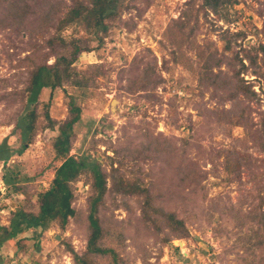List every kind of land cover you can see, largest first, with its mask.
Instances as JSON below:
<instances>
[{"label": "rangeland", "instance_id": "obj_1", "mask_svg": "<svg viewBox=\"0 0 264 264\" xmlns=\"http://www.w3.org/2000/svg\"><path fill=\"white\" fill-rule=\"evenodd\" d=\"M10 1L0 0V13ZM46 1L54 2L30 1L22 27L0 23V93L24 85L27 70L19 60L33 52L34 41L43 43L55 31L56 18L48 31L37 30L44 24ZM202 2L122 0L123 9L107 20L110 28L102 40L82 26L66 28L62 33L68 39L89 38L92 50L82 52L75 64L97 75L87 89L44 87L40 94L39 112L47 106L53 119L66 118L69 94L82 106L71 154L96 158L109 168V156L116 149L126 151L123 170L143 180L125 198L107 195L105 214L115 236L106 242L124 259L120 264H264V229L256 220L264 213V153L252 139L264 116V52L253 70H244L240 79L235 75L240 57L251 66L243 48L264 45V0H234L221 14H206ZM236 32L242 33L239 39ZM35 48L36 54L48 50ZM54 59L49 56L48 63ZM101 64L99 72L95 66ZM241 81L252 84L258 95L250 98L236 91ZM7 103L0 102V142L19 145L13 131L25 103L19 97L13 105ZM241 111L247 116L241 117ZM46 122L41 115L35 139L7 161L16 167L19 183L34 195V210L36 194L50 186L60 164L52 144L58 130L43 127ZM235 149L250 158L239 175L225 151ZM4 171L0 160V181ZM147 186L158 205L184 219L187 238L161 243L142 221L138 200ZM74 187L76 218L65 228H29L11 238L0 250L4 264H85L67 244L78 254L86 246V176ZM4 191L0 225H8L26 204L25 195L11 188ZM97 264L113 263L97 258Z\"/></svg>", "mask_w": 264, "mask_h": 264}, {"label": "trees", "instance_id": "obj_2", "mask_svg": "<svg viewBox=\"0 0 264 264\" xmlns=\"http://www.w3.org/2000/svg\"><path fill=\"white\" fill-rule=\"evenodd\" d=\"M30 1L36 4V0L10 1L7 8L2 10L3 14L0 13V23L7 21V24L17 28L24 26L25 14L32 8ZM233 1L203 0L201 7L206 14L209 10L221 14ZM37 4L39 5V2ZM45 4L47 6L43 11L44 24H38L37 30L48 31L52 20L56 18V22L52 25L55 31L45 38L43 43L34 41L31 46L33 52L19 60V66L27 70L24 85L21 88H4V91L0 93V102L7 100V104L13 105L15 99L19 97L25 103L23 114L18 112L15 117L13 132L18 136L17 144L19 145L10 144L7 139L1 141L0 160L4 163L5 171L2 180L6 189L11 188L25 195L26 201V204L12 214L8 225H0V250L7 241L29 228L36 230L41 228L42 231L49 230L53 225L65 228L71 217L76 218L78 210L73 206V201L76 199L74 183L84 175L90 186L86 215L87 242L81 254H78L71 244H67V249L85 264H97V258H108L111 263L120 264L124 259L114 246L106 242L107 239L110 240L115 236L112 224L105 214L107 195H111L113 200H116L118 195L125 198L132 189L143 186V180L139 176L130 177L123 170V164L129 154L126 151L116 149L114 155L109 156L111 159L108 163L109 168L102 165L96 158L85 155L78 157L71 154L77 137L76 124L81 120L82 114V106L73 94H69L68 114L62 120L53 119L47 106L40 113L39 101L44 87H49L54 91L58 87L72 86L87 89L92 85L97 71L88 75L86 71L78 69L75 64L82 52L92 50L89 38L73 36L68 39L62 32L72 25H78L102 40L110 28L107 20L115 19L120 15L123 9L122 0H70L69 3L64 0H54V2L46 1ZM228 33L230 31L225 30L223 34L228 37ZM234 35L236 39H239L242 33L236 32ZM35 47L39 50L47 47L48 50L45 53L36 54ZM262 51L264 52V45L245 46L243 56L250 59L251 66L245 65L243 58L240 57L241 67L235 75L239 78L244 70L252 68ZM49 56L55 57L52 63H48ZM95 67L101 72L103 64ZM262 90L264 96V87ZM236 91L250 98L258 95L252 88V84H245L243 81L237 84ZM41 115L47 120L43 127L58 130L52 144L60 164L55 170L50 186L36 194L38 209L34 210L31 208L34 195H31L26 187L19 183L20 176L16 167L8 166L7 161L12 156L21 154L35 139ZM245 115L247 116V111H241V117ZM233 122L237 121L233 120ZM252 139L264 153V116L261 119V126L253 133ZM225 151L227 157L235 162L236 173L239 175L241 166L250 161L249 153L242 150H236V153L233 150ZM141 195L138 200L141 219L147 226L154 229L161 243H170L174 238L189 236L190 232L184 219L180 218L176 211L167 210L162 205H158L148 186ZM114 204L119 205L117 202ZM256 220L264 229V213H260ZM0 264H4V256L1 252Z\"/></svg>", "mask_w": 264, "mask_h": 264}, {"label": "built area", "instance_id": "obj_3", "mask_svg": "<svg viewBox=\"0 0 264 264\" xmlns=\"http://www.w3.org/2000/svg\"><path fill=\"white\" fill-rule=\"evenodd\" d=\"M5 184H4V182H3V180H1L0 181V191L3 193V192H5L4 190L6 189V186H4Z\"/></svg>", "mask_w": 264, "mask_h": 264}]
</instances>
